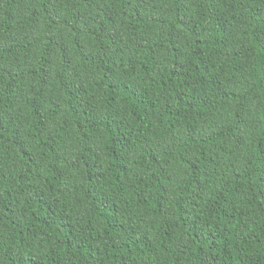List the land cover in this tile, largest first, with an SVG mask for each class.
I'll return each instance as SVG.
<instances>
[{"label": "trees", "instance_id": "16d2710c", "mask_svg": "<svg viewBox=\"0 0 264 264\" xmlns=\"http://www.w3.org/2000/svg\"><path fill=\"white\" fill-rule=\"evenodd\" d=\"M0 264H264V0H0Z\"/></svg>", "mask_w": 264, "mask_h": 264}]
</instances>
